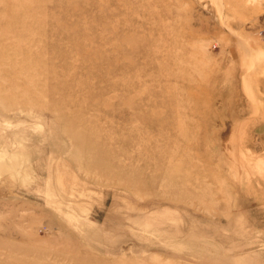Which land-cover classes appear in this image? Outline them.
<instances>
[{
  "label": "rangeland",
  "instance_id": "obj_1",
  "mask_svg": "<svg viewBox=\"0 0 264 264\" xmlns=\"http://www.w3.org/2000/svg\"><path fill=\"white\" fill-rule=\"evenodd\" d=\"M0 264H264V0H0Z\"/></svg>",
  "mask_w": 264,
  "mask_h": 264
}]
</instances>
